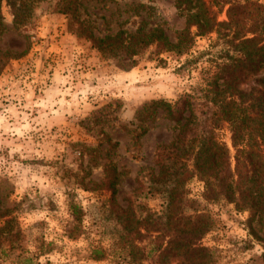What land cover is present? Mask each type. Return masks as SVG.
<instances>
[{"label":"rangeland","instance_id":"1","mask_svg":"<svg viewBox=\"0 0 264 264\" xmlns=\"http://www.w3.org/2000/svg\"><path fill=\"white\" fill-rule=\"evenodd\" d=\"M55 1L38 0L19 28L7 2L0 10V227L10 223L0 264H157L137 257L163 227L159 151L178 128L149 105L190 108L199 127L208 126L213 105L202 89L231 48L215 34L179 56L142 42L153 29L177 40L186 24L174 0H82L80 16L95 36L141 38L98 48L53 11ZM217 18L226 20L225 11ZM221 134L230 147L225 127ZM110 162L119 177L115 201L102 186ZM186 191L216 220L202 240L215 253L212 264H264L247 212L203 201L195 179ZM252 226L264 238V218Z\"/></svg>","mask_w":264,"mask_h":264},{"label":"trees","instance_id":"2","mask_svg":"<svg viewBox=\"0 0 264 264\" xmlns=\"http://www.w3.org/2000/svg\"><path fill=\"white\" fill-rule=\"evenodd\" d=\"M4 1L13 9L14 25L19 28L29 20L38 0H0V10ZM174 1L186 24L177 40L172 42L163 30L153 29L142 42L179 56L190 50L196 38L215 34L231 48L232 54H226L207 73L202 91L213 111L205 128L199 127L198 118L190 108L179 109L163 100L149 105L153 112L164 109L177 125L178 133L159 151L157 182L164 196L163 227L159 234L150 236L149 250L140 252L137 258L155 257L157 264H212L215 253L202 240L215 228L216 220L211 212L199 209L195 200L188 197L186 183L191 179L201 184L203 201L224 202L238 212H247L248 227L264 249V238L252 226L254 220L259 222L264 218V2ZM81 2L56 0L53 11L65 15L74 32L93 46L120 50L128 43L141 41L138 32L127 36L123 31L103 38L95 36L92 27L80 16ZM223 10L226 20L218 21L217 16ZM4 28L0 12V33ZM224 127L230 133V147L221 134ZM118 183L116 165L107 163L102 186L110 192L112 201ZM9 224L7 220L0 227V246L3 235L10 231ZM134 230L144 236L139 228Z\"/></svg>","mask_w":264,"mask_h":264}]
</instances>
